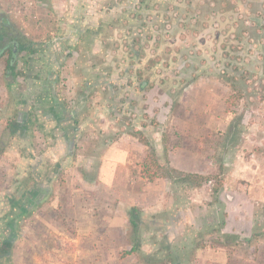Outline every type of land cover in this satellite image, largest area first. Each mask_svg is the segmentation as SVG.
Wrapping results in <instances>:
<instances>
[{"label":"rangeland","instance_id":"rangeland-1","mask_svg":"<svg viewBox=\"0 0 264 264\" xmlns=\"http://www.w3.org/2000/svg\"><path fill=\"white\" fill-rule=\"evenodd\" d=\"M28 1L33 3L0 4V32L6 26L13 32L12 37L18 32L29 39L47 32L52 22L50 13L42 14L44 11L38 0ZM169 1L161 6L165 11L170 10L174 17L164 24L166 27L175 21L179 25L180 38L187 37V41V33L191 35L190 39L196 35L194 38L197 41L204 42L207 37L212 39L208 67L200 68L207 62L202 57L203 48L190 45L194 61L191 81H196L191 83L185 80L190 86H187L184 99L178 104L176 102L174 107L177 111L180 105L186 106L181 108L185 111L183 114L176 112L175 120L180 122L183 118L188 119L189 106L193 105V111L202 109L203 117L200 119L206 120L207 125L197 137L202 140L201 145L189 138L181 140L184 136H191L192 129L188 125H170L163 134L164 152L161 149V155H157L162 164L178 170L196 173L195 170L199 169L197 173L206 179L200 187L190 186L175 178L162 177L149 181L140 174L143 161L131 167L106 166L97 162L98 159L85 163L75 158L71 164L52 170L54 179L41 196L27 205H30L29 212L17 214L14 209L16 203L27 198L28 190L35 183L34 177L26 186L16 188L17 179L12 174L16 173V176L23 171L13 163V154L9 151V158L6 159L7 155L4 156V149L0 147V208L5 204L10 210V213L3 215L6 209H2L0 246L4 240H12L7 252L0 251V264H264V144H257V141L256 146L245 144L244 139L252 131L244 130L246 135H240L234 144L236 147L233 148V145L232 149H228L227 144L232 145L230 138L233 136L219 130V125L209 128V125L219 122V116L231 118L235 115L233 112L242 113L250 108L245 107L247 100L244 98L240 97L233 103L230 98L233 95H223L231 90L219 83V79L229 82H234L235 77L245 79L247 85L257 83L260 88L255 86L257 92H264V73H261L264 69L261 70L257 64L252 66V56L258 50H264V26L258 23L264 18V8L251 12L254 13L251 15L249 10L240 9V3L249 0H184L182 6L190 5L191 10L179 12L173 7L178 5L175 0ZM139 5L145 11L151 6L149 0H139ZM231 11H237L236 18H233ZM177 16L185 18L184 26L176 19ZM212 16L219 20L215 18L217 22H213ZM164 18L165 13L163 21ZM210 24L215 27L211 36L204 32ZM247 25L258 26L252 37L243 31ZM183 30L185 32L180 33ZM241 36L247 38L248 44L243 41L242 57L235 61L242 72H234L224 66L223 46H230L232 40ZM7 50L0 53V90L2 85H7L14 78L12 75L15 73L6 66L7 56L4 54ZM178 54L183 55L184 60L188 57L184 50ZM177 57H173L172 61L176 62ZM23 58L22 51H18V65ZM157 61L156 57L154 63L149 60L142 69L144 73L141 78L137 73V79H149L155 66L153 64ZM176 63L180 65V61ZM59 81L69 97L68 105L74 108L76 99L70 97L74 86L72 81L66 75ZM202 91L206 100L199 101L202 102L201 106L200 103L194 105L186 101L191 94L199 95ZM1 98L0 95V107H3ZM257 101L255 107L249 110L253 114H262L264 102ZM32 115H37L35 109L30 114L34 118ZM8 119V125L16 121L13 117V121ZM32 122L35 123L34 127L41 123L37 118ZM21 124L19 128L16 125L11 127L20 130L24 122ZM39 128L33 137L36 154L45 144V136ZM260 134L261 140H264V131L257 133L255 138L258 139ZM179 138L181 141L178 144L186 145L182 148L186 152L182 160L187 170L179 169L169 161L168 153L178 150L171 146H176ZM219 145L225 147L227 154L233 155L225 163L219 157ZM101 150L102 146H99L93 152L96 154ZM195 154L204 156L207 162L196 161ZM147 181L153 184L146 185ZM219 183L217 192L215 186H219ZM132 205H138L141 209L140 230L136 235L131 231L127 219ZM232 226H237V229L234 230ZM246 226L249 228L242 231L241 228ZM138 241L141 243L139 250L128 253Z\"/></svg>","mask_w":264,"mask_h":264},{"label":"crops","instance_id":"crops-1","mask_svg":"<svg viewBox=\"0 0 264 264\" xmlns=\"http://www.w3.org/2000/svg\"><path fill=\"white\" fill-rule=\"evenodd\" d=\"M149 2L151 6L145 11L141 10L139 0H38L44 11L42 14L49 12L52 18L47 32L34 39L16 32L14 40L25 58L20 65L15 58L14 68H11V71H15L12 75L14 78L7 85H2L0 90L1 101L4 102L0 107V147L4 149L6 159L9 158V151L13 154V163L23 171L16 176V173L12 174L15 180L24 178L31 182L34 177L35 182L28 190L27 198L13 207L17 214L29 212L30 205H27L41 196L54 179L52 170L71 164L75 158L85 163L98 159L97 162L106 166L131 167L143 161L146 149L132 135L133 131L143 132L159 155L161 149L164 152L163 134L170 125L191 127V136H184L181 140L189 138L201 145L202 140L197 137L207 125L206 120L200 119L203 117L202 109L193 111V105L189 106L188 119L183 118L180 122L175 120L176 112L183 114L185 111L181 108L186 106L180 105L177 111L174 107L176 102L178 104L184 99L187 86H190L185 80L191 81L193 78L191 70H194V61L190 45L203 48L202 57L207 62L200 68L208 67L212 39L207 37L204 42L197 41L194 38L196 35L190 39L188 33V41L187 37L180 38L179 25L174 21L166 27L162 20L166 11L161 6L170 1ZM175 2L185 4L184 0ZM240 6L242 11L249 10L252 15L254 13L251 12L264 8V0H249L240 3ZM231 13L233 18L238 15L237 11ZM215 18L212 16L211 20L217 22L219 19ZM258 23L264 24V18ZM1 31L10 36L12 34L8 32L13 33L6 26ZM214 31L213 24L204 30L208 35ZM245 41L248 42L247 38ZM183 50L188 56L186 60L178 54ZM155 57L158 61L153 64L150 78L137 79V73L144 69L149 60L154 63ZM173 57L178 58L176 62L180 61V65L172 61ZM252 57V66L257 64L261 70L264 69V50H258ZM65 75L74 85L70 96L76 99L74 108L68 105L69 97L60 85L59 79ZM247 82L237 77L234 82L219 79V83L231 90L223 95L232 96L237 88V91H242L241 98L247 100L245 107L253 108L256 100L264 102V92H257L259 87L256 82V85H247ZM202 94L205 93L191 94L186 101L198 104L204 100ZM237 101L232 100L233 103ZM33 109L37 114L32 115L34 118L30 116ZM249 109L242 113L233 112L235 115L231 118L219 116V122L207 128L219 125V130L231 134L232 145L227 144L228 149H232L241 134L246 135L244 130L252 131L244 139L245 144L256 146V141L257 144H264L262 134L255 138L257 133L264 131V109L262 114H253ZM12 117L18 123L24 122L20 130L11 127L15 123L7 124L8 118L13 121ZM36 118L41 121L37 126L45 136L42 152L38 154L35 153L37 147L33 141L38 127H34L32 121ZM226 119L229 122L226 123ZM178 140L176 146H171L178 150L168 153L169 161L179 169L187 170L182 160L186 153L182 148L186 145L178 144L181 141L180 138ZM99 146H102V150L95 154L93 149ZM230 156L233 155L227 154L225 147L219 145V157L224 163ZM195 158L196 161L207 162L200 154H195ZM195 171L200 172L199 169ZM149 184L153 182L147 181L146 185ZM183 195L186 196L184 192ZM2 209H6L5 215L8 207L5 204L1 206L0 217H3ZM7 221L11 224L10 218Z\"/></svg>","mask_w":264,"mask_h":264},{"label":"trees","instance_id":"trees-1","mask_svg":"<svg viewBox=\"0 0 264 264\" xmlns=\"http://www.w3.org/2000/svg\"><path fill=\"white\" fill-rule=\"evenodd\" d=\"M143 1V0H142ZM174 9L178 10L179 12H182L183 9L185 10H191V6L190 5H173ZM173 14L170 10L167 9V11L165 12V18H164V24L166 22H170L172 20ZM179 23L181 22V25L184 26L185 22V18L181 17V16H177L176 18ZM261 26H264V24H261ZM258 29V26L255 25H247L244 28V33H247L248 36L252 37V35H254L253 31ZM246 35V37H247ZM245 36H241L236 38L235 40H232L233 43L229 45L225 44L223 46V52H222V57L224 58V66L226 69H231L234 72H240L242 71L240 65L237 63L235 64L236 59L239 57H242V55L240 54L242 48H243V41H245ZM237 41V42H235ZM246 42V41H245ZM247 43V42H246ZM248 44V43H247ZM6 55V59H5V63L6 66L9 68H14L13 64H11V55H12V48L10 47L6 53L4 54ZM225 69V70H226ZM144 72L139 71V78H141V76L143 75ZM148 78V77H147ZM236 78V77H235ZM233 86H235L233 84ZM242 91L236 89V92L233 94V96L231 97L232 100H238L241 97ZM231 100V101H232ZM16 126L19 128L22 124L18 123L17 121H15ZM17 132V130H15ZM14 132V133H16ZM133 136H135L138 141L140 143L143 144L144 147H146V155L143 159V162L141 163V170H140V174L142 176V178L147 179L149 181H155L158 178H175L178 181L187 183L190 186H194V187H200L203 183V181L206 179V177L202 174L199 173H195V172H186V171H181L178 170L172 166H169L168 164H162L158 158L157 152L155 150V148L153 146L150 145L149 140L147 139V137L145 136V134L141 131H134L132 133ZM15 182L18 183L16 188H20L23 186L27 185L28 179H17ZM220 189V183L219 186L218 184L215 186V191H219ZM16 203V202H15ZM12 205H10V209H11ZM10 213V210H7L8 214ZM5 214V215H6ZM128 221L129 224L131 226V231L133 232V234H138L139 230H140V221H141V209L138 205H132L130 207V209L128 210ZM232 228L235 230L237 229V226H232ZM247 228H249L248 226H246L245 228H241L242 231H246ZM12 244V240L8 239V240H4L1 243L0 246V251L1 253L7 252L8 248L11 246ZM141 243L138 241L135 243V245L133 246V248L128 252V253H134L136 251L139 250Z\"/></svg>","mask_w":264,"mask_h":264},{"label":"water","instance_id":"water-1","mask_svg":"<svg viewBox=\"0 0 264 264\" xmlns=\"http://www.w3.org/2000/svg\"><path fill=\"white\" fill-rule=\"evenodd\" d=\"M8 39V36L7 35H4L2 37V40L3 42L5 43ZM12 48V55H13V58H17V55H18V43L15 41V40H10V41H7L6 44L1 48L0 46V53H3L7 48ZM14 61L15 60H12L11 61V64H14Z\"/></svg>","mask_w":264,"mask_h":264},{"label":"built area","instance_id":"built-area-1","mask_svg":"<svg viewBox=\"0 0 264 264\" xmlns=\"http://www.w3.org/2000/svg\"><path fill=\"white\" fill-rule=\"evenodd\" d=\"M23 3L24 5L27 4H32L33 1H28V0H0V4H21Z\"/></svg>","mask_w":264,"mask_h":264},{"label":"flooded vegetation","instance_id":"flooded-vegetation-1","mask_svg":"<svg viewBox=\"0 0 264 264\" xmlns=\"http://www.w3.org/2000/svg\"><path fill=\"white\" fill-rule=\"evenodd\" d=\"M8 33L12 34L11 32H8ZM0 34H1V36H0V46H1V47H3V46L6 44L7 41H10L11 39L14 40V37H15V36H13V38H11L12 36H10L9 34H5V33H1V32H0ZM4 35H7V36H8V39H7V41H6L5 43H4L3 40H2V37H3ZM16 36H17V35H16ZM8 49H9V48H8ZM12 60H15V58H13V55H11V61H12ZM10 63H11V62H10Z\"/></svg>","mask_w":264,"mask_h":264}]
</instances>
